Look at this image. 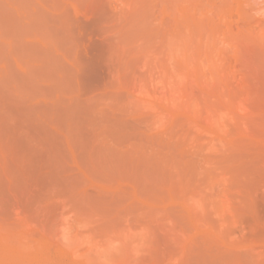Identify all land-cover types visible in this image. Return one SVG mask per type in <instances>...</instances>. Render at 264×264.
Returning a JSON list of instances; mask_svg holds the SVG:
<instances>
[{"label":"rangeland","instance_id":"1","mask_svg":"<svg viewBox=\"0 0 264 264\" xmlns=\"http://www.w3.org/2000/svg\"><path fill=\"white\" fill-rule=\"evenodd\" d=\"M0 264H264V0H0Z\"/></svg>","mask_w":264,"mask_h":264},{"label":"bare ground","instance_id":"2","mask_svg":"<svg viewBox=\"0 0 264 264\" xmlns=\"http://www.w3.org/2000/svg\"><path fill=\"white\" fill-rule=\"evenodd\" d=\"M139 11H140V10H139ZM138 17H139V16H138ZM139 18L141 19L142 17H139ZM32 19H33V18H32ZM135 19H137V17H136ZM146 19H147V18H146ZM35 20H36V19H35ZM142 20H143V19H142ZM145 21H146V20H145ZM33 22H34V20H33ZM35 22H36V21H35ZM139 22H141V21H139ZM139 22H138V25H139ZM147 25H148V24H147ZM135 26H136V25H135ZM143 27H144V26H143ZM137 28H138V27H137ZM141 28H142V27H141ZM185 29H186V28H185ZM132 31H133V30H132ZM136 31H138V30L136 29ZM136 31H135V33H136ZM185 31H186V30H185ZM135 33H134V34H135ZM184 33H185V32H184ZM142 34H143V33H142ZM143 35H144V34H143ZM185 35H186V34H185ZM175 37H176V36H175ZM185 37L187 38V36H184V40H185ZM1 39H2V38H1ZM173 39H174V38H173ZM173 39H172V40H173ZM2 40H5V38L2 39ZM7 40H8V39H7ZM140 40H141V39H140ZM165 40H166V39H165ZM167 40H168V39H167ZM169 40H170V39H169ZM174 40H175V39H174ZM8 41H9V40H8ZM172 42H173V41H172ZM175 42H179V41H175ZM175 42L171 43V45L174 44ZM186 42H187V39H186ZM186 42H184V43L186 44ZM166 43H167V42H166ZM11 44H13V43H11ZM179 44H180V43H179ZM179 44H178V45H179ZM181 44H183V43L181 42ZM168 45L170 46V42H168ZM168 45H167V46H168ZM173 46H174V45H173ZM171 47H172V46H171ZM171 47H170V49H171ZM182 47H183V45H182ZM167 48H169V47H167ZM167 48H166V49H167ZM177 48H178V47H177ZM175 49H176V48H175ZM175 49H174V50H175ZM176 50H177V49H176ZM182 50H183V49H182ZM186 51H187V50H186ZM186 51H185V53H186ZM171 52H172V51H171ZM178 52L182 53L181 50H180V47H179V51H178ZM174 53H175V52H174ZM180 53H179V54H180ZM171 54H172V53H171ZM179 54H178V55H179ZM180 55H181V54H180ZM182 55H183V54H182ZM185 56L187 57L188 55L186 54ZM180 57H181V56H179V61L181 60ZM181 58L183 59V56H182ZM187 59H188V57H187ZM187 59H186V61L188 62ZM186 61H185V62H186ZM180 62H181V61H180ZM185 62H184V63H185ZM187 62H186V63H187ZM182 63H183V62H182ZM182 63H181V64H182ZM192 68H193V67H192ZM90 69H91V67H90ZM181 69H182V67H181ZM181 69H180V70H181ZM91 70H93V69H91ZM183 70H184V68H183ZM192 70H193V69H192ZM192 70H191V71H192ZM95 71H96L95 74L92 73V76H91V74L89 75L91 78H92L93 76H94V78H98V77L96 76V74H97V70H95ZM95 71H93V72H95ZM88 72H90V71H88ZM88 72H84V73H87V74H88ZM91 72H92V71H91ZM182 72H183V71H182ZM183 73H184V72H183ZM181 74H182V73H180L179 75L182 76ZM86 76H87V75H86ZM86 76H85V77H86ZM95 76H96V77H95ZM90 77H89V78L87 77V78L90 79ZM182 77H183V76H182ZM182 77H181V78H182ZM181 78L178 79L179 82H180ZM183 78H184V77H183ZM183 78H182V79H183ZM186 78H187V77H186ZM92 79H93V78H92ZM92 79H90V80H92ZM96 80H97V79H96ZM184 80H185V78H184ZM92 81H93V80H92ZM181 81L183 82V80H181ZM179 82H178V83H179ZM185 82H186V80H185ZM161 83L164 84V85H163V86L160 85V87H162L163 89H166V91L164 92L165 94L171 96L172 92H173V94L176 93V92H174V91L176 90V88H175L174 86L172 87V85H174L173 83H172V85L170 84L171 82H170L169 84H167L165 81H164V82L161 81ZM165 83H166V84H165ZM175 84H176V83H175ZM181 85H182V84H181ZM183 85H184V84H183ZM183 85H182V87H183ZM178 86H179V85H178ZM176 87H177V85H176ZM173 88H174L175 90H174ZM179 88L181 89V87H179ZM177 89H178V88H177ZM180 89H179V90H180ZM183 90H184V88H182V91H180V92H179L178 90H176V91H178V93H179V95H180V94L184 93ZM186 92H187V91H186ZM161 93H162V94H161ZM155 94H156V93H155ZM160 94H161V95H160ZM176 94H177V93H176ZM176 94L173 95V96H174L173 98H175V96L178 95V94H177V95H176ZM185 94H186V93H185ZM146 95H147V94H146ZM152 95H154V94H152ZM152 95H151L150 97L154 99L155 97H152ZM159 95L162 96V95H163V91H161V92L159 93ZM159 95L157 94L156 98H158ZM179 95H178V96H179ZM182 95H183V96H179V97L177 96V97H178V99H179V98L181 99V97H185V98H186V99L184 98L185 101H182V99H181V101H180V99H179V101H178L177 98H176L175 100L178 102V104H177V102H176L174 99H173V103L176 102V103H174V104H177L178 108L181 106V104H179V103H182V107L184 106V108H186L185 106H187L188 111H189V108H190V107L188 106V105H189L188 103L190 102V104L192 105V104H195L196 101H194V100L188 101V100L192 99V98L189 96V95H190L189 93L186 94L187 97L189 96L188 99H187L186 95H184V94H182ZM160 96H159V97H160ZM164 96H165V95H164ZM164 96L160 97L159 101H160V100H163V99H164ZM150 97H149V96H148V97L146 96L147 99H151ZM166 97H167V96H166ZM162 98H163V99H162ZM156 100H157V99H156ZM164 100H165V101H167V100L169 101V98L167 97V98H165ZM186 100L188 101V103H187ZM168 101H167V103H168V104L170 103V105H171L172 98L170 99V102H168ZM192 101H193L194 103H192ZM154 102H155V101H154ZM162 102H163V101H162ZM183 102H186V103L183 104ZM173 103H172V105L175 106ZM150 104H151V103H150ZM186 104H188V105H186ZM179 105H180V106H179ZM191 105H190V106H191ZM197 105H198V104H197ZM194 106H196V105H194ZM194 106H193V107H194ZM193 107L190 108L191 113L194 112V110L192 111ZM152 108H154V106H153ZM175 108L177 109V107H174V109H175ZM194 108H195V107H194ZM195 109H196V108H195ZM197 109H198V107H197ZM197 109H196V111H197V115H196V114H193V115H196L197 117H199L198 115H200V114L202 115L201 110H200L201 108H199L198 110H197ZM153 110H155V109H153ZM199 110H200V111H199ZM198 111H199L200 113H199ZM214 112H216V111H214ZM214 112L212 111L213 115H214ZM210 113H211V112H210ZM210 113L208 112V110H207L206 112H204V114H205L204 116H206V117H205L206 120H207V121L209 120V122H208V124L210 125V126H208V127H210L209 129H210V130H213V131H214V132L212 131L213 133L216 132V135H217V132H218V131H221V130H222V133H219V134H221V135L223 134V132L225 133L226 131H228V130H226L225 126H223V125H225L224 121L221 120V118H222L223 120H225V119H224L225 116H224V115L222 116L221 113L216 112V113H217V114H216L217 117H216L215 115H214V116H211L212 113H211V114H210ZM206 114H207V115H206ZM208 114H209V115H208ZM218 114H219V117H220V118L218 117ZM220 114H221V115H220ZM228 116H229V115H228ZM208 117H209V118H208ZM210 117H211V119H210ZM214 117H215V118H214ZM207 118H208V119H207ZM216 118H217V119L219 118L218 122L221 120L220 122H222V123L220 124V122H219V123L216 122V121H217V120H215ZM227 118H228V117H227ZM227 118H226V119H227ZM213 119H214V120H213ZM210 120H211V121H210ZM228 120H230V119H228ZM213 121H215V122H213ZM211 122H213V123H211ZM227 122H228V121H227ZM215 123H218V124H215ZM199 124H200V123H199ZM212 124H213V125H212ZM214 124L216 125V127L219 126V127L217 128L218 130H215L216 127H214V126H215ZM219 124H220V125H219ZM222 124H223V125H222ZM211 125H212V126H211ZM217 125H218V126H217ZM227 125H228V124H227ZM202 126H203V125H202ZM189 127H190V126H189ZM191 127H192V126H191ZM211 127H212V129H211ZM192 128H193V127H192ZM193 129H194V128H193ZM193 129H192V130H193ZM195 131L197 132V131H201V130L197 129V130H194V132H195ZM201 133H203V132H201ZM210 133H211V132H210ZM211 134H212V133H211ZM225 134H226V133H225ZM202 135H203V134H202ZM221 135H220V136H221ZM223 135H224V134H223ZM209 136H211V135H209ZM211 137H212V136H211ZM160 162H162V161H160ZM162 164H164V163H161V165H162ZM167 165H168V164H167ZM171 166H172V165H171ZM171 166H170V167H171ZM173 166H174V165H173ZM175 167H177L176 164H175ZM173 169H174V168H173ZM181 169H184V170H185V168H179V169L177 168L176 170H175V169H174V170H175V171H178V170H179L180 172H182V174H184V173H183V170L181 171ZM189 169H191V168H189ZM189 169H188V170H189ZM166 171H167V169H166ZM179 171H178V172H179ZM171 172H172V171H171ZM173 172H174V171H173ZM180 172L178 173V175L180 174ZM184 172H186V170H185ZM169 173H170V172H169ZM186 173H188V172H186ZM188 174H189V173H188ZM179 176H180V175H179ZM206 197H207V196H206ZM207 200H208V198L205 199V196L203 197V196H197V195H196V196H194V198H193V200H192V202H194V205H193V206H194V207H195V206H198V207L201 206V207H203V205H205V207H206V205L208 204V201H209V203H210V200H208V201H207ZM206 202H207V203H206ZM192 204H193V203H192ZM212 205H213V204H212ZM212 205H211V207H212ZM214 205H215V204H214ZM185 206H186V205H185ZM217 207H219V206L216 205V208H217ZM187 208H188L187 210L190 211L189 208H191V206H190V207H187ZM212 208H215V207L213 206ZM212 208H210V210H211ZM216 208H215V209H212L211 211H213V213H215V214H218V212H219V214H220L221 212H223V209H222V208L219 207V209H221V210H217L218 212L216 211ZM224 208H225V206H224ZM214 211H215V212H214ZM202 218H203V217H202ZM221 221H222V220L219 219V222H221ZM217 225L220 226V223H217ZM221 225H223V222H221ZM12 259H13V258H12Z\"/></svg>","mask_w":264,"mask_h":264}]
</instances>
